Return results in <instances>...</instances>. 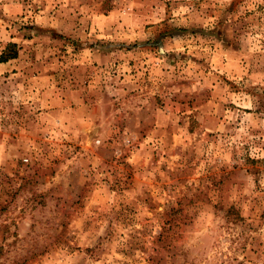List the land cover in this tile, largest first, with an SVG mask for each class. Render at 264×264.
<instances>
[{"label":"rangeland","instance_id":"374dc122","mask_svg":"<svg viewBox=\"0 0 264 264\" xmlns=\"http://www.w3.org/2000/svg\"><path fill=\"white\" fill-rule=\"evenodd\" d=\"M5 52L0 264H264V0H0Z\"/></svg>","mask_w":264,"mask_h":264},{"label":"trees","instance_id":"16d2710c","mask_svg":"<svg viewBox=\"0 0 264 264\" xmlns=\"http://www.w3.org/2000/svg\"><path fill=\"white\" fill-rule=\"evenodd\" d=\"M16 57H17V54H15V53L14 54H6V52H5L1 56L0 62H7V61L14 59Z\"/></svg>","mask_w":264,"mask_h":264},{"label":"crops","instance_id":"0c3cea01","mask_svg":"<svg viewBox=\"0 0 264 264\" xmlns=\"http://www.w3.org/2000/svg\"><path fill=\"white\" fill-rule=\"evenodd\" d=\"M7 65L10 66V62H9V64H8V63H7V64H6V63H5V64H0V67L2 66V68H0V69H6V68H4V66H7ZM9 66H8V67H9ZM10 69H11L10 71H12L13 68H10ZM6 71H9L8 68L5 70V72H6Z\"/></svg>","mask_w":264,"mask_h":264}]
</instances>
